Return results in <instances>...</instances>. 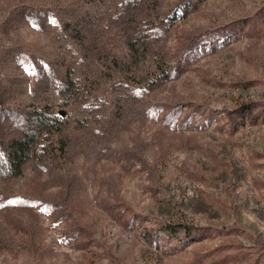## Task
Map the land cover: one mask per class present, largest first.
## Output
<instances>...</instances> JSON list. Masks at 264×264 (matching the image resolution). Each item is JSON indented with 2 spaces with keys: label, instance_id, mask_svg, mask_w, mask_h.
Listing matches in <instances>:
<instances>
[{
  "label": "rangeland",
  "instance_id": "obj_1",
  "mask_svg": "<svg viewBox=\"0 0 264 264\" xmlns=\"http://www.w3.org/2000/svg\"><path fill=\"white\" fill-rule=\"evenodd\" d=\"M0 264H264V0H0Z\"/></svg>",
  "mask_w": 264,
  "mask_h": 264
},
{
  "label": "trees",
  "instance_id": "obj_2",
  "mask_svg": "<svg viewBox=\"0 0 264 264\" xmlns=\"http://www.w3.org/2000/svg\"><path fill=\"white\" fill-rule=\"evenodd\" d=\"M16 143L18 145H20V146H18L19 149H22L23 151L28 149V145H27V141L26 140L17 141Z\"/></svg>",
  "mask_w": 264,
  "mask_h": 264
}]
</instances>
